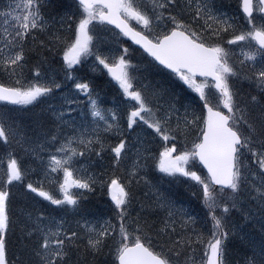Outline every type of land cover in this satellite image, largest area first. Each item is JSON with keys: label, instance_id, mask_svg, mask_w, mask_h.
I'll use <instances>...</instances> for the list:
<instances>
[{"label": "snow or ice", "instance_id": "6c2138e0", "mask_svg": "<svg viewBox=\"0 0 264 264\" xmlns=\"http://www.w3.org/2000/svg\"><path fill=\"white\" fill-rule=\"evenodd\" d=\"M229 7L0 3V102L40 106L27 117L0 110V264H230L228 242L238 235L239 264H264V0ZM122 38L142 50L143 65ZM90 59L118 86L123 116L77 75ZM172 76L195 96L182 97L165 82ZM17 150L40 166L36 181L24 183L37 168L23 167ZM168 178L194 189L206 209L199 226L160 190ZM16 184L33 203L14 213ZM97 189L110 200L99 212L83 207ZM35 198L55 208L39 209ZM233 210L258 238L238 233Z\"/></svg>", "mask_w": 264, "mask_h": 264}, {"label": "trees", "instance_id": "16d2710c", "mask_svg": "<svg viewBox=\"0 0 264 264\" xmlns=\"http://www.w3.org/2000/svg\"><path fill=\"white\" fill-rule=\"evenodd\" d=\"M235 0L232 1L234 3ZM231 0H229V3ZM0 3H3V0H0ZM236 8H228L229 13H234ZM123 39V38H122ZM124 40V39H123ZM125 41V40H124ZM126 42V41H125ZM129 46L130 51L132 53V61L133 63H144V57L141 55L140 52L133 49L131 45L127 44ZM113 47H116L117 45H112ZM242 58V57H240ZM62 61L58 59L56 66L60 67V64ZM91 64L85 65L82 67V70L79 72L77 71L78 76H82L84 80L90 81L94 90V93H99L100 101L103 103V105H106V108H110V103H120V92L118 89L112 84L110 79L108 78L107 74L104 70L93 72L91 70ZM58 67V69H59ZM62 74L57 72V78H61ZM154 80L156 79L155 74L152 77ZM0 80H3L4 82H7V77L0 76ZM165 82L170 84L175 89H184L182 92V97H194L195 95L191 94L189 90H187L185 87H183L180 83L177 82L176 78L174 77H167L165 78ZM249 85L247 83H244L242 85V88L244 90H247ZM39 105L36 106V108H33L31 106L24 107V108H17L13 106H5L0 104V110H4L6 108L7 111H9L10 114L13 116H19V117H27L32 112L37 111L39 109ZM120 114L123 116L125 113V110L120 106ZM2 146H0V153L4 152ZM17 157L20 159L21 165L25 168H28L30 165L35 166L37 168V171L35 173L30 172L27 179L25 180V184L31 180L36 181L39 176V168L40 166L36 164L34 160H32L30 157L25 156L20 150H17L16 153ZM104 163H107V160L105 159ZM101 166V162L97 160L96 163V170L99 171ZM4 167L6 168V160L4 162ZM150 178L154 181H157L159 179V174L150 173ZM160 190L163 191L167 196H169L172 200H174L178 207L185 208L190 215L194 216L198 222L199 226L201 223H203L204 218L206 216V209L203 208L200 201L192 195V191L194 189H191L187 187L184 183L176 182L172 180L171 178L166 179V181H163L159 184ZM13 193L15 194L13 196L12 201V209L13 212H18V209L21 205L27 204L31 205L33 203V199L29 197H25L23 194L25 192V188L23 185L16 184L12 188ZM34 195V194H33ZM37 203L35 204V207L39 209H43L47 212H51L55 206H50L47 202L42 201L41 198H35ZM110 203L109 198L102 194L99 189H97L96 194L87 202H85L84 208L90 210V211H103L106 207V204ZM54 215L60 216L63 213L59 211L53 212ZM71 215L69 214V219H71ZM230 224L234 223L237 226V231L239 234H243L249 237L255 236L258 238V232L253 228L252 223L246 222L243 225H241L242 217L238 212L233 210L228 217ZM11 251H14V246L10 245ZM246 253V248L244 247V244L242 243L241 239L239 238V235L237 237H234L229 240L228 242V260L230 261V264H239L240 261H242L244 255Z\"/></svg>", "mask_w": 264, "mask_h": 264}, {"label": "water", "instance_id": "95a60500", "mask_svg": "<svg viewBox=\"0 0 264 264\" xmlns=\"http://www.w3.org/2000/svg\"><path fill=\"white\" fill-rule=\"evenodd\" d=\"M127 39V38H126ZM129 41V40H128ZM131 44H132V42L131 41H129ZM133 45V44H132ZM135 47H137L138 48V46H136V45H134ZM6 103V102H5Z\"/></svg>", "mask_w": 264, "mask_h": 264}, {"label": "rangeland", "instance_id": "374dc122", "mask_svg": "<svg viewBox=\"0 0 264 264\" xmlns=\"http://www.w3.org/2000/svg\"><path fill=\"white\" fill-rule=\"evenodd\" d=\"M124 99V98H123Z\"/></svg>", "mask_w": 264, "mask_h": 264}]
</instances>
